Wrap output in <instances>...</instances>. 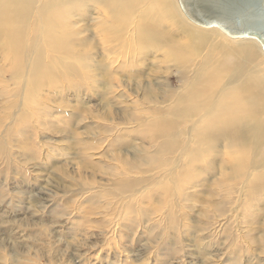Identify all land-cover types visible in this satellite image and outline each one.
Segmentation results:
<instances>
[{"label": "bare ground", "instance_id": "bare-ground-1", "mask_svg": "<svg viewBox=\"0 0 264 264\" xmlns=\"http://www.w3.org/2000/svg\"><path fill=\"white\" fill-rule=\"evenodd\" d=\"M0 47L20 86L5 105L8 120L35 114L30 103L42 86L85 78L99 77L117 102L150 106L147 129L134 126L155 145L134 149L136 169L146 164L150 174L120 181L118 198L147 185L165 191L171 211L213 172L235 210L264 212V51L256 39L199 26L178 0H0Z\"/></svg>", "mask_w": 264, "mask_h": 264}, {"label": "rangeland", "instance_id": "rangeland-1", "mask_svg": "<svg viewBox=\"0 0 264 264\" xmlns=\"http://www.w3.org/2000/svg\"><path fill=\"white\" fill-rule=\"evenodd\" d=\"M4 55L0 47V264H264V212L235 210L213 172L171 211L165 191L149 184L118 198L120 181L150 174L146 164L136 169L134 150L155 149L148 131L137 136L148 104L117 102L99 77L83 78L42 86L35 114L8 120L20 86Z\"/></svg>", "mask_w": 264, "mask_h": 264}, {"label": "water", "instance_id": "water-1", "mask_svg": "<svg viewBox=\"0 0 264 264\" xmlns=\"http://www.w3.org/2000/svg\"><path fill=\"white\" fill-rule=\"evenodd\" d=\"M183 14L233 39L254 38L264 51V0H178Z\"/></svg>", "mask_w": 264, "mask_h": 264}]
</instances>
